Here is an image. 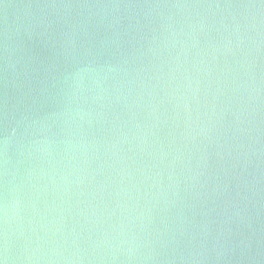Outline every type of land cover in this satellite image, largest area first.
<instances>
[{"label": "water", "instance_id": "water-1", "mask_svg": "<svg viewBox=\"0 0 264 264\" xmlns=\"http://www.w3.org/2000/svg\"><path fill=\"white\" fill-rule=\"evenodd\" d=\"M0 264H264V0H0Z\"/></svg>", "mask_w": 264, "mask_h": 264}]
</instances>
